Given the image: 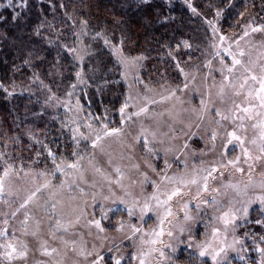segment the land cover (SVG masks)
<instances>
[{"label":"rangeland","instance_id":"374dc122","mask_svg":"<svg viewBox=\"0 0 264 264\" xmlns=\"http://www.w3.org/2000/svg\"><path fill=\"white\" fill-rule=\"evenodd\" d=\"M211 35V43L201 61L189 68H181L183 69L181 82L166 81L162 84L145 82L141 79L143 58L137 55H118L123 79L127 85L126 101L129 107L126 109L124 120L120 113L119 123L109 126L120 127L121 136L102 140L100 145L103 151L101 147L91 146L95 132L100 129L101 124L96 126L90 123L92 127L88 128L89 123L84 124L81 122L82 118H75L73 134L76 135V140L86 142V149L73 159L58 162L64 169L62 172H55V175H52L55 171L53 164L38 169L12 168L11 174L5 178L4 194L0 199V231L7 229V234L0 236V244L12 243L18 250L22 245H26L27 257L24 260L15 259L9 262L3 256L4 249L0 248V264H92L98 256L104 258L101 264H115L117 258L121 259V264H139L141 249L145 253L155 249L151 255H145V264H213L211 256L199 257V249L196 247L197 244L208 242L211 243L212 249L217 251L220 247L234 244L237 251L228 249L229 264H261V253L257 248H264V241L260 239L264 235V225L255 224V227H249L252 214L257 215L255 221L264 217V205L257 199L264 196V154L260 153L256 146L248 143L254 136L259 135V130L251 127L255 120L245 119L241 122L237 119L232 122L215 115L217 110L223 115L231 116L233 113L237 116L244 115L235 109L232 100L242 107L247 105L243 103V95L232 96L229 99L231 90L228 88L225 89L227 94L223 98L218 95L220 85L227 83L224 81L227 72L221 75L218 71L221 68V59L231 65V58L223 49L231 44L232 51L235 52L237 46L234 41L238 38H230L220 30L219 32L212 30ZM220 35L226 37L223 43L219 40ZM262 41L264 34L252 33L240 41V47L248 51L249 42L256 45L252 49V57L255 59L264 52ZM217 48L221 49L219 56L215 54ZM185 83L188 84L187 88H184ZM173 92L175 95H171ZM202 100L204 105H201ZM49 104L51 107H57L55 99ZM142 106H147L148 112L139 116L134 115ZM127 116H131V119H126ZM216 121L220 123L217 124ZM241 123L244 125L243 130L238 127ZM234 130L245 138V147L250 150L252 159L247 163L235 143L228 145L227 156H222L228 139L227 133ZM213 132L216 133L215 141L211 139ZM81 133L88 139H82ZM145 139L148 141V147L152 149L151 152L145 147ZM81 156L83 159H80ZM236 156L241 157L238 166L244 169L243 172L236 171L230 165L226 169L219 166L221 160L227 163V159H234ZM257 157L260 159L257 160ZM76 161H79V171L65 168L66 164ZM249 164L252 165L251 170ZM149 165L156 171H152ZM211 167L217 168L213 173L216 179L209 178V191L203 192L200 197V200H208L209 204L201 203L197 210L196 204L199 201L193 199L196 185L183 188L182 191L187 195L174 197L169 202L173 215L167 218L164 228L166 232L171 230L173 237H168L165 233L162 239L165 244H172L175 250L159 243L155 245L147 243L153 239L151 232L157 228L158 219L155 212H149L141 221L140 208L154 193L159 194L156 185H160V192L166 187L168 189L172 187L167 181L162 182L161 178L166 175L190 179L193 176L204 175L200 170ZM116 168H120L122 176L117 175ZM96 169L100 171L97 172ZM41 172L46 174L41 176L39 175ZM117 179H120L123 187L114 183ZM109 180L113 181L111 185ZM46 182H50L49 187L37 193L26 208H20V204L27 196ZM61 184L63 187H60ZM227 185H237L240 194H237L235 189L226 187ZM213 189H219V193L213 192ZM112 193H115V196ZM104 196H109L110 199L105 201ZM213 196L219 201L218 206L211 204ZM116 197H122L127 205L118 201L113 204L112 201ZM161 199L166 197L161 196ZM133 200L139 201V204L134 209L135 214L129 217L126 207H131ZM249 200L254 203L248 204ZM185 202L188 203L192 220L184 219ZM150 203L155 208V201ZM53 204L55 208L52 207ZM245 205L249 208L248 216L238 214L241 218L237 221L235 233L232 232V225H229L228 231L225 232L224 224L214 219L230 208L235 211ZM109 207L118 208L119 211L108 212V219H101L102 209ZM157 211L163 213L162 208ZM13 212L16 213L14 216ZM25 213L28 215L26 225L23 224ZM57 219L63 225L59 230L55 228ZM93 219H101L104 232H99L89 223ZM120 221L124 222L125 227L117 231ZM131 224H135L142 231L133 235ZM181 228L185 230L183 233L180 231ZM213 228L220 229L216 239L212 236ZM175 237H179V240ZM141 239L145 243L141 244ZM235 241L243 243H234ZM45 249L51 254L45 255ZM52 249H56V252H52ZM161 249L165 253L164 256L159 254ZM239 256L245 258L241 260Z\"/></svg>","mask_w":264,"mask_h":264},{"label":"trees","instance_id":"16d2710c","mask_svg":"<svg viewBox=\"0 0 264 264\" xmlns=\"http://www.w3.org/2000/svg\"><path fill=\"white\" fill-rule=\"evenodd\" d=\"M19 2L0 0V177L6 165L49 167V148L57 163L85 150L86 142L73 139L75 118L96 126L119 123L127 85L113 45L122 55L143 57V81L181 82L180 69L201 61L213 26L239 38L251 17L264 23L261 0ZM53 99L57 107L49 104ZM252 216L249 227L257 224Z\"/></svg>","mask_w":264,"mask_h":264},{"label":"snow or ice","instance_id":"6c2138e0","mask_svg":"<svg viewBox=\"0 0 264 264\" xmlns=\"http://www.w3.org/2000/svg\"><path fill=\"white\" fill-rule=\"evenodd\" d=\"M9 5L12 4V0H8ZM142 4H146L150 6V0H141ZM27 6V0H20L17 7H26ZM191 8V5H189ZM261 20H264V0H261ZM192 11L195 13L196 9L192 8ZM220 13H217L219 15ZM240 15L243 17L244 13H240ZM20 16V13L17 11L13 16L12 19L15 21ZM2 19V17H0ZM256 19L255 16L251 17L250 20L247 21L245 25H243V32L239 36L238 39H236L234 42L237 46V50L234 52L232 51V45L229 44L227 48L223 49L225 54L231 58V65L229 66L224 62L223 59H221V68L218 70L221 75H224L225 72H227V75H224V81L227 83H222L219 88L218 95L223 98L227 93L225 92V89L228 88L231 90V94L229 95V99L232 98V96H241L243 95L244 100L243 103L247 106L242 107L240 104H237L235 100H232L233 105L235 106V109L239 112L243 113L244 115L237 116L235 113H233L231 116L229 115H223L219 110L216 111L215 115L220 116L222 120H231L232 122H235L237 119H239L241 122H243L245 119L248 120H255V123L251 125L253 129L259 130V135L254 136L248 143L251 145L256 146V148L259 150L260 153L264 154V52H261L255 59L252 57V49L256 47V45L249 42V49L248 51H245L244 48L240 47V41L244 40L246 37H249L252 33H261L264 34V23L254 24L253 21ZM84 23H87L86 21ZM211 24V22H209ZM250 29V31H249ZM219 30L216 29L213 26V32H218ZM226 37L223 35L219 36V40L221 43L225 41ZM105 44H108L109 41L105 39ZM119 43L122 45L123 41H119ZM186 44V42H185ZM186 46H188L186 44ZM261 46L264 47V41L261 42ZM215 47V45H214ZM114 50L123 53L122 48H116V45H113ZM221 49L217 48L216 55H220ZM247 57V59H245ZM143 57H141L142 59ZM209 64H211V61H209ZM179 67V65H177ZM181 72H183V69H180ZM77 77L80 76V73L76 74ZM186 75V74H185ZM75 87V85H73ZM188 84H184V88H187ZM69 96L72 95V93H68ZM171 95H175V92L171 93ZM169 97H162V99H168ZM131 99V97H129ZM157 101H151V103H156ZM77 104V111L82 110V106L80 105L79 100L76 101ZM201 105H204V101H201ZM129 107V104L127 101L123 104V106L119 109V112L121 113L122 120L125 119V113L126 109ZM256 109H260L261 111H257ZM231 111V110H230ZM148 112L147 106H142L139 110V112L134 113V115L139 116L141 114H145ZM260 118V119H258ZM96 119H99L98 117ZM126 119H131V116H127ZM217 124L220 123V121H216ZM88 128H91L92 125L88 124ZM238 127L240 129H244L243 123L239 124ZM78 129L76 132L78 133ZM122 134V129L120 127H114L109 128L108 124L103 123L100 126V129L95 132V139L92 140L91 146L92 148L101 147V150L103 151L102 146L100 145V142L108 137H119ZM153 135H155L153 133ZM82 139H88V137L83 136V134H80ZM227 143L225 144V151L222 153L223 157L227 156L228 152V145H233L235 143L236 146H238L241 150L242 155L246 158L245 163H247L248 160H251L252 157L250 155L249 148L245 147V138L241 137L237 134V132L231 131L227 133ZM73 139H76V135L74 134ZM211 139L213 141L216 140V133L213 132ZM79 142L77 141V144ZM145 147L149 152L152 151L150 147H148V141L145 139ZM187 147V145H185ZM215 149V144H213V150ZM73 156H76L77 153L73 152ZM4 154L0 153V157H2ZM39 155V153H37ZM48 157L51 158L52 164L55 166V171L52 173V175H55V172H62L64 169L61 167L60 163H57V156L55 153L52 152V150L48 149ZM80 159H83L81 156ZM257 160L260 159V157L256 158ZM241 157L236 156L234 159H227V163H224L223 160H221L220 167L221 168H227L229 165L236 169L238 172H243L244 169L239 167ZM138 167V166H137ZM152 171H156L154 167L149 165ZM249 169L251 170L252 165H248ZM65 168L67 169H75L79 171L80 165L79 161L68 163L65 165ZM97 172L100 171V169H96ZM118 176H122L120 168L115 169ZM204 175L201 176H193L190 179H186L184 177L176 178V177H168L163 176L162 182L167 181L168 184H171L172 187L168 189L167 187L163 192H160V185H156L157 192L159 194L154 193L151 197L146 199L144 201L143 207L140 208V220L143 221L145 215H147L149 212H155L157 219H158V226L156 229H153L151 232V236L153 239L147 241V243L150 244H161L164 247L173 248L172 244H165L162 237L167 234L168 237H173V232L171 230H165L164 224L168 217L173 215L172 209L169 206V202L173 200L174 197H183L187 195L186 192H183V188H187L189 185H196V194L193 199L198 200L199 202L196 204L197 210L200 208V204H209L208 200H200L201 194L203 192H208V182L209 178L215 180L216 177L213 176V173L217 171L216 167H211L210 169H201L200 170ZM12 172V166L6 165V167L3 169V176L0 177V195L4 194L5 189V178L8 177ZM46 173L41 172L39 175L43 176ZM27 175V173H25ZM145 180H147V174L145 173ZM83 179V177H80ZM105 179H108L105 177ZM109 184L111 185L113 181L109 180ZM115 184H117L120 187H123L120 183V179H117L114 181ZM50 182H46L38 187H36L35 191L31 192L27 198L24 200L23 203L20 204V208H26L27 204L32 202L35 197L37 196V193L41 192L42 189H46L49 187ZM60 187H63V184L60 185ZM226 187H231L236 190L237 194H240V189L237 185H227ZM247 187V186H246ZM109 191L111 192V188H109ZM213 192L219 193V189H213ZM11 194V192H9ZM130 195V193H128ZM113 196H115V193H112ZM161 196L166 197V199H161ZM93 199L95 200V194L93 195ZM103 199L105 201L109 200V196H104ZM259 202L264 205V196L257 198ZM117 201L120 204L127 205V202L122 197H116L112 202L113 204L117 203ZM150 201H155V208L150 203ZM232 202L230 201V204ZM254 203V201L249 200L248 204ZM139 204V201L133 200L131 207H126V211L129 217H132L134 213V209ZM211 204L214 206L219 205V201L217 200L216 196L212 197ZM53 208H55V204L52 205ZM163 209V213L157 211V209ZM183 209H185V215L184 219L186 221L192 220L193 217L189 214L188 211V203L185 202L183 204ZM20 209H17L19 211ZM217 210H219V207H217ZM119 211L118 208H112L109 207L107 209H102L101 211V219H108V212H117ZM249 212V208L247 205H245L242 209H236L233 211L231 208L229 211L224 212L222 215L218 217H214V219H218L224 224V230L225 232L228 231L229 225H232V232L235 233L238 219L241 217L238 215L239 213H242L243 217H247ZM16 213L13 212L12 215L14 216ZM28 219L27 213H25V220L23 222L24 225H26ZM101 219H93L89 221L90 224L94 225V227L99 232H104L105 228L101 224ZM171 223V221H168ZM5 223L7 221L5 220ZM255 223L257 224H264V221L262 220H256ZM63 225L60 223V220L57 219L55 228L56 230H59L62 228ZM125 227L124 222L120 221L118 222L117 231L123 230ZM133 235H135L138 232H141L142 229L136 227L135 224L130 225ZM67 229L65 228V231ZM27 229L25 228V232ZM181 233H183L185 230L183 228L180 229ZM7 234V229L0 231V236H4ZM220 234L219 228H213L212 229V236L213 239H216ZM35 235V233H33ZM145 235H148V233H145ZM131 239V237H128ZM175 239L179 240V237H175ZM262 241H264V235L260 237ZM145 243L143 239H141V244ZM234 243H243L242 241H235ZM189 247H191V244H189ZM197 249H199V257L203 258L206 256H211L213 264H229V257H228V249H231L233 252L237 251L234 244H229L226 247H220V249L217 251L216 249H212V245L210 242L204 243V244H197ZM0 248L4 249L3 256L6 260L11 262L12 260L19 259L24 260L27 257V246L22 245L21 248L18 250L17 247L12 243L7 244H0ZM209 249H212L209 251ZM173 250H175L173 248ZM155 251V249H150L148 253H145L143 249H141L139 259V264H145V255H151V252ZM257 251L261 253V264H264V248H257ZM52 252H56V249H52ZM45 255H50L46 249L44 251ZM83 254V252L81 253ZM160 256H164L165 253L163 250H159ZM88 255H92V253H88ZM244 256H239V259L243 260ZM104 258L102 256H98L95 260L92 261V264H101V261ZM115 264H121V259L117 258L115 260Z\"/></svg>","mask_w":264,"mask_h":264}]
</instances>
